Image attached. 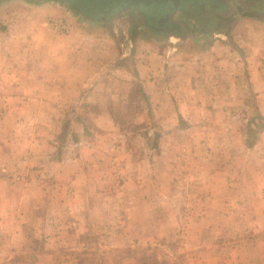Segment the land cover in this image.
Returning a JSON list of instances; mask_svg holds the SVG:
<instances>
[{"label":"rangeland","instance_id":"rangeland-1","mask_svg":"<svg viewBox=\"0 0 264 264\" xmlns=\"http://www.w3.org/2000/svg\"><path fill=\"white\" fill-rule=\"evenodd\" d=\"M224 1L227 31H190L196 43L156 46L154 58L132 11L95 21L135 53L123 63L129 74H101L104 89L85 107L58 112L0 90V203L11 208L0 264H264V24L233 30L264 19L239 9L251 0ZM2 51L0 87L37 74L33 56L25 71L20 54ZM169 51L178 70L166 75ZM135 61L169 95L149 102ZM101 112L104 127L94 122Z\"/></svg>","mask_w":264,"mask_h":264},{"label":"crops","instance_id":"crops-1","mask_svg":"<svg viewBox=\"0 0 264 264\" xmlns=\"http://www.w3.org/2000/svg\"><path fill=\"white\" fill-rule=\"evenodd\" d=\"M49 18L65 22L68 33H58L50 26L55 33L51 31L44 23V20ZM245 19L242 18L241 22L235 25L234 32L237 29L236 27L243 21L251 22L249 20H252L253 23L255 22L254 24H264V21L256 22V20L254 21L251 18ZM0 24L3 28L2 30L0 29L2 31H0V48L3 50L2 53L5 59H8V55L20 54L19 62L21 65L25 63L23 66L25 71H27L28 57L33 56L37 65V74L34 77L25 75V73L20 74L19 81H15L19 87L13 84L14 81L11 82L10 80L12 79L8 77L7 83L3 82L2 86L4 88L0 87L1 91L5 89L3 94L7 93L19 97L36 96L39 106L44 107L52 103L56 105V109L60 112L70 106L75 108L79 100L83 102L84 107L90 104L91 98L98 95L96 92L104 89L107 81L106 77L101 76L104 71L111 72L108 76L110 79L113 78V75H118V73H130L128 72L129 70H125L123 63L129 56L134 55L135 49L132 45L134 42L130 41L128 44L117 42L109 30L97 25L95 21H89L68 12L65 8L41 1L0 0ZM15 27V31L19 32V35L13 36L12 32ZM30 28L34 29L30 30ZM139 40L144 41L142 38H139ZM152 41L154 42L142 43L146 49L147 47L150 48L152 58L156 57L153 54V49L156 46L171 47L175 41L196 43L194 40H190L189 36L183 39L170 36L163 41ZM216 44L218 43L214 42L207 46L212 47L216 46ZM202 46L203 42L198 47ZM171 51L174 52L175 49ZM171 51L166 55L168 62L166 60V64L163 65L166 75L178 70V68L176 70L173 69L176 64L173 62V54L169 55ZM165 52L166 50L163 53ZM163 57L165 58V54ZM11 60L12 58L10 57V61L8 60L9 66L13 67ZM183 69H185V66L179 70ZM142 71L143 73L146 71L145 74L149 75L147 79ZM132 75L139 83L144 78L146 79L141 84L144 85L147 91H142V93L149 99V102L154 100L155 96L169 95V91H166V89L156 88L155 83L157 81L150 83V80L156 74H152L151 70L145 66L139 67L136 61ZM93 81H98L97 83L99 84H96L94 89L90 90L92 88L91 82ZM81 95H83V98ZM70 96L71 100L65 101ZM75 96L79 98H75ZM103 97L105 98L104 95H99L100 99ZM107 99L106 97L105 100ZM27 100L29 99L26 98L24 100V105H27ZM98 111L106 112L110 111V109L108 107L105 109L102 105L98 107ZM103 112L94 119L98 127L105 126V115ZM83 122L82 119L80 122L81 126ZM0 162H2V159H0ZM3 185L6 184L3 178V171H0V191L3 189ZM6 207L4 203H0L1 228L8 224V221L3 216L4 214L8 216L7 211L11 208L7 209ZM11 224L18 226L20 223L13 220Z\"/></svg>","mask_w":264,"mask_h":264},{"label":"flooded vegetation","instance_id":"flooded-vegetation-1","mask_svg":"<svg viewBox=\"0 0 264 264\" xmlns=\"http://www.w3.org/2000/svg\"><path fill=\"white\" fill-rule=\"evenodd\" d=\"M248 7L239 5L251 15L264 19V0H251ZM224 0H149L137 8L127 10L133 13L134 25L138 30L148 31L155 41L170 36L181 39L199 37L202 33L225 32L229 29L227 12L230 9ZM264 21V20H263Z\"/></svg>","mask_w":264,"mask_h":264},{"label":"water","instance_id":"water-1","mask_svg":"<svg viewBox=\"0 0 264 264\" xmlns=\"http://www.w3.org/2000/svg\"><path fill=\"white\" fill-rule=\"evenodd\" d=\"M57 2L71 8L79 17L89 21L108 20L119 12L137 8L140 3L149 0H28Z\"/></svg>","mask_w":264,"mask_h":264},{"label":"built area","instance_id":"built-area-1","mask_svg":"<svg viewBox=\"0 0 264 264\" xmlns=\"http://www.w3.org/2000/svg\"><path fill=\"white\" fill-rule=\"evenodd\" d=\"M50 26L52 27L53 30H55L58 33L61 34H67V27H66V23L61 21V20H55V19H51L49 20Z\"/></svg>","mask_w":264,"mask_h":264},{"label":"trees","instance_id":"trees-1","mask_svg":"<svg viewBox=\"0 0 264 264\" xmlns=\"http://www.w3.org/2000/svg\"><path fill=\"white\" fill-rule=\"evenodd\" d=\"M264 127V122L260 125V128H263ZM250 144V143H249Z\"/></svg>","mask_w":264,"mask_h":264}]
</instances>
